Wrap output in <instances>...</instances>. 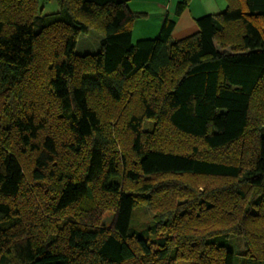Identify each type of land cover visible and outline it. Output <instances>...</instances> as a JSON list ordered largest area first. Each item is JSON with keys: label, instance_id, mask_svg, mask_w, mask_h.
Listing matches in <instances>:
<instances>
[{"label": "trees", "instance_id": "trees-1", "mask_svg": "<svg viewBox=\"0 0 264 264\" xmlns=\"http://www.w3.org/2000/svg\"><path fill=\"white\" fill-rule=\"evenodd\" d=\"M57 3L0 0V264H264V0L136 41L128 0Z\"/></svg>", "mask_w": 264, "mask_h": 264}, {"label": "crops", "instance_id": "crops-1", "mask_svg": "<svg viewBox=\"0 0 264 264\" xmlns=\"http://www.w3.org/2000/svg\"><path fill=\"white\" fill-rule=\"evenodd\" d=\"M182 1L128 0L129 9L141 13L134 21L132 33L140 25L142 29L138 39L154 38L164 20L168 18L174 20L172 39L179 40L198 31L196 19L208 14H217L226 7V0H186L178 13L177 4Z\"/></svg>", "mask_w": 264, "mask_h": 264}, {"label": "rangeland", "instance_id": "rangeland-1", "mask_svg": "<svg viewBox=\"0 0 264 264\" xmlns=\"http://www.w3.org/2000/svg\"><path fill=\"white\" fill-rule=\"evenodd\" d=\"M41 5H42V8H41L42 14L54 13L58 10L57 0H41ZM139 26L140 25H138V27H136L134 33H132L133 41H136L138 38H140L139 32H141L142 26H140V27ZM132 28H133V26H132ZM99 41H100V36L94 31H90V32L85 33V34L84 33L80 34L78 39H77L76 52H78V53L95 52L99 48ZM152 127H153V122L151 120H146L144 122V128L145 129L151 130ZM179 137H180V135H179ZM24 163H26V164H24ZM24 163H23V165H24V170H25L26 167H28V165H29L28 159H25ZM179 177L181 179H184L185 181L192 182L200 190L204 189V186H205L204 184L216 185L222 181L219 179H212V178L193 177L191 175H182ZM46 204L47 205L45 206V208L47 207L46 209H48L49 202H46ZM27 206L29 208H32V209L35 208L32 201L28 202ZM42 208L44 210L40 209V211H39V209H38V211H39L40 215L42 214L41 220H45V218H48V216L44 215V213H45L44 211H46L44 206H42ZM32 214H34V212H32ZM112 217H113V211L111 209H105L104 208V210L102 211V214H101V222L106 227H109L111 225L110 223L112 221ZM153 222H154V211L151 208H149L145 204L138 205L135 208V210L133 212V223L135 224V226L137 228L145 227L147 225L152 224ZM45 228L47 229L46 232L47 231L49 232L52 229L51 225L44 226V229ZM24 231H26L25 227H24ZM244 238L245 237L243 235H241L240 238H237L242 245L245 243L243 240ZM172 264H190V263L188 261L180 259V260H176Z\"/></svg>", "mask_w": 264, "mask_h": 264}]
</instances>
